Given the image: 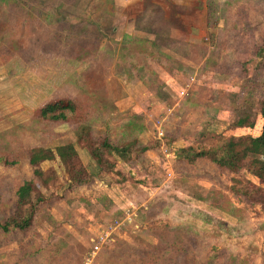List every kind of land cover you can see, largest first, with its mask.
<instances>
[{"label": "rangeland", "instance_id": "rangeland-1", "mask_svg": "<svg viewBox=\"0 0 264 264\" xmlns=\"http://www.w3.org/2000/svg\"><path fill=\"white\" fill-rule=\"evenodd\" d=\"M58 1L0 0V221L16 211L23 180L44 198L29 228L0 230V264H264L250 159L231 171L183 158L259 133L264 0H158L166 14L196 8L185 28L156 33L137 27L155 21H136L143 0ZM24 3L48 15L35 14L32 30ZM58 99L74 100L77 115L39 119L37 108ZM80 124L92 141L132 143L130 158L105 152L96 167ZM66 143L87 183L57 154L39 174L28 163L32 148Z\"/></svg>", "mask_w": 264, "mask_h": 264}, {"label": "trees", "instance_id": "trees-1", "mask_svg": "<svg viewBox=\"0 0 264 264\" xmlns=\"http://www.w3.org/2000/svg\"><path fill=\"white\" fill-rule=\"evenodd\" d=\"M162 2L167 3L168 0H162ZM24 5L28 6L29 10L32 11L28 14L27 12H25L23 16L24 20L29 21L28 26H30V30L33 29L31 21L40 18L34 17L35 14H40L39 16H48L47 14H43L41 9H39L36 4L24 3ZM57 5H60V0L58 1ZM110 6H112L111 3ZM169 6L170 10L166 14L162 11V5L158 0H143V7L142 10L138 13L136 21L147 15V17H153L152 19L155 21H152L153 26L151 24L140 25L139 22H137V27L139 29L154 33L158 32L155 27L162 28L163 26H165V29L168 30L169 28H171V26H180L182 28H185L186 23L183 18L184 15L190 14L187 11L190 8L196 7H194V5L180 6L175 4ZM186 7L188 8L187 10L184 9ZM110 9L112 10V8ZM167 22H171V24H168ZM25 24H20V28H24ZM14 31L17 30L15 29ZM171 39L175 40L178 43L180 42L183 45L187 44L186 41L182 42L174 38ZM188 45L195 46L193 44ZM203 45L204 44L202 43L198 47H202ZM255 54L264 58V44L261 48L257 49ZM78 111L79 105L74 100L58 99L48 101L38 107L36 115L39 119L42 120L66 121L69 119V116L71 117L77 115ZM258 114L262 119L258 134L230 137L229 139L223 140L214 148H202L195 150L191 147L188 149H184L183 153H185V156H183V158L187 162H192L194 159L202 157L205 159H209L216 165L225 167L231 171H235L239 167H243L244 160L250 159L248 164H246V169H248L261 183V186L257 188V199L264 206V94L258 100ZM237 125L242 126V120H238ZM80 127L82 135L80 134L78 140L84 141V148L87 149L90 157L95 162L96 167H103L105 166V163H107L104 158L105 152L109 154H115L121 160L125 161L130 158L132 146H134L132 143H127L124 145L113 144L108 139H103L102 141H92L89 136V126L87 124H80ZM188 152L189 154H187ZM56 154L69 163L71 167L72 179L75 180L77 184L87 183L88 179L86 178V176H84V170L81 168L76 169L75 167V165H77L75 163L77 161V151L72 143L57 145L54 149L50 147H34L30 150L28 163L32 166L34 173L39 174V163L43 160H51L55 158ZM253 155H259L263 158L251 157ZM110 165H114V163L111 162ZM110 167L112 168V166ZM72 170L74 173L72 172ZM15 197L16 211L7 216V218H5L4 220L0 221V230L3 232H8L11 229L25 230L29 228L32 224L33 215H35L37 206L44 200L43 196L39 193L33 181L31 180L22 181V183L17 187L15 191Z\"/></svg>", "mask_w": 264, "mask_h": 264}, {"label": "built area", "instance_id": "built-area-1", "mask_svg": "<svg viewBox=\"0 0 264 264\" xmlns=\"http://www.w3.org/2000/svg\"><path fill=\"white\" fill-rule=\"evenodd\" d=\"M107 237H108V233H104V234L98 236V238H100L101 241H105ZM97 248H98V247L95 246V249H97Z\"/></svg>", "mask_w": 264, "mask_h": 264}, {"label": "crops", "instance_id": "crops-1", "mask_svg": "<svg viewBox=\"0 0 264 264\" xmlns=\"http://www.w3.org/2000/svg\"><path fill=\"white\" fill-rule=\"evenodd\" d=\"M128 217H130V216H128ZM128 219V218H127ZM104 233H108L107 231H102L100 234H99V236L100 235H102V234H104Z\"/></svg>", "mask_w": 264, "mask_h": 264}]
</instances>
